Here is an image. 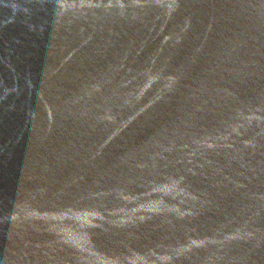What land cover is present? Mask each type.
I'll return each instance as SVG.
<instances>
[{
    "label": "water",
    "instance_id": "obj_1",
    "mask_svg": "<svg viewBox=\"0 0 264 264\" xmlns=\"http://www.w3.org/2000/svg\"><path fill=\"white\" fill-rule=\"evenodd\" d=\"M0 264H264V0H0Z\"/></svg>",
    "mask_w": 264,
    "mask_h": 264
}]
</instances>
